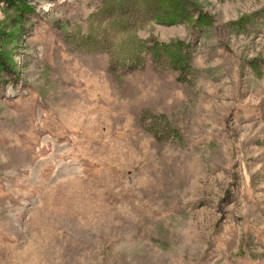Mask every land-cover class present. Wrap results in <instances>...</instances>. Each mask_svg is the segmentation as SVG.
<instances>
[{
    "label": "rangeland",
    "instance_id": "obj_1",
    "mask_svg": "<svg viewBox=\"0 0 264 264\" xmlns=\"http://www.w3.org/2000/svg\"><path fill=\"white\" fill-rule=\"evenodd\" d=\"M0 264H264V0H0Z\"/></svg>",
    "mask_w": 264,
    "mask_h": 264
},
{
    "label": "trees",
    "instance_id": "obj_2",
    "mask_svg": "<svg viewBox=\"0 0 264 264\" xmlns=\"http://www.w3.org/2000/svg\"><path fill=\"white\" fill-rule=\"evenodd\" d=\"M184 45L185 43L181 40L168 43L158 42L155 40L149 45L144 43L141 49L143 53H148L150 55L152 67L157 74H163L167 71H174L178 73L179 76H182L188 71V67H191L189 64L186 46ZM138 54H140V52H138ZM145 109L147 108H144V110ZM146 112L151 113L150 110H146Z\"/></svg>",
    "mask_w": 264,
    "mask_h": 264
}]
</instances>
